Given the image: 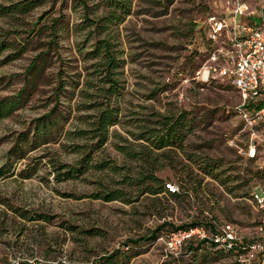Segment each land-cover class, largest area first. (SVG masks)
I'll return each mask as SVG.
<instances>
[{
  "label": "rangeland",
  "instance_id": "obj_1",
  "mask_svg": "<svg viewBox=\"0 0 264 264\" xmlns=\"http://www.w3.org/2000/svg\"><path fill=\"white\" fill-rule=\"evenodd\" d=\"M230 1L0 0V102L25 92L0 118V264H237L161 240L195 220L251 235L260 221L241 96L200 74L205 17ZM163 123L178 136L156 150Z\"/></svg>",
  "mask_w": 264,
  "mask_h": 264
},
{
  "label": "built area",
  "instance_id": "obj_2",
  "mask_svg": "<svg viewBox=\"0 0 264 264\" xmlns=\"http://www.w3.org/2000/svg\"><path fill=\"white\" fill-rule=\"evenodd\" d=\"M204 27L209 49L200 74L225 80L238 91L242 99L238 115L248 135V159L264 167V0L255 5L231 0L223 14L206 16ZM166 189L176 192L171 184ZM251 201L261 213L252 235L242 234L233 223H223L212 235L195 228L170 233L161 240L169 252L177 254L192 237L208 239L224 252L241 251L235 256L241 264L255 260L264 264V192L253 191Z\"/></svg>",
  "mask_w": 264,
  "mask_h": 264
},
{
  "label": "trees",
  "instance_id": "obj_3",
  "mask_svg": "<svg viewBox=\"0 0 264 264\" xmlns=\"http://www.w3.org/2000/svg\"><path fill=\"white\" fill-rule=\"evenodd\" d=\"M29 9H26L25 11H28ZM204 36H205V32H204ZM206 38V37H205ZM207 44H208V48L209 49V43L208 41L206 40ZM207 54H208V50H207ZM107 60H108V65L112 62V59H110L109 57H106ZM35 65L32 64V66H30V68H33ZM108 94L110 95L111 93H113V90L112 91H109L108 90ZM25 93V92H24ZM24 93L23 91L21 92L20 91V94L18 96V98H12L10 100H7V101H1L0 102V118H3L9 114H11L15 109H16V102H18L19 98L20 97H23L24 96ZM15 99V100H14ZM46 118V117H45ZM44 120V119H43ZM115 122V118L111 115L110 112L108 111H104L100 114L99 116V119L97 121V131H101V132H104L103 133V136L105 137L107 132H108V129L114 124ZM177 126L176 125H170L169 123H163V130L161 132V134L159 136H157V138L155 139V147L154 149L156 150H162L168 146H171L174 144V141L175 138L178 136V134H176V129ZM7 173H5L4 171L0 170V178H2L3 176H5ZM161 192H166L171 198H175L178 196V194H175L174 193H171L169 192L166 187L162 186L161 187ZM112 199H109V200H113V198H116V197H110ZM167 225H161L159 227H157L154 232L146 239H142V241H147V240H152L155 238L156 235H158L160 232H162L164 230V228L166 227ZM216 227H217V223H215V221H209L208 223H202V222H199V221H192L191 223L189 224H186V225H182V226H179V227H172V226H169V229L171 231L163 234V235H168L170 233H173V232H178V231H184V230H192V229H195V228H202L205 230V232L208 234V235H212L214 233H216ZM139 241H136V240H130L127 242V245H129L128 243H132L133 245H136L138 244ZM183 249H187L188 251H197V250H201V249H210V250H215V251H218V252H222V253H225V254H228V255H233V257L235 258V256L237 254H241L242 252L241 251H227V252H224V250L220 249V248H217L215 244H213L212 242H210L208 239H199L197 237H192L190 238L189 240L185 241L183 246H182V250ZM236 263L237 264H241L240 262H238L236 260ZM97 264H114V255H111L109 257H103V258H100L99 261H97ZM252 264H260V262L258 260H255Z\"/></svg>",
  "mask_w": 264,
  "mask_h": 264
}]
</instances>
